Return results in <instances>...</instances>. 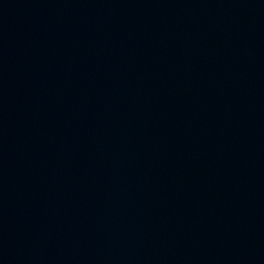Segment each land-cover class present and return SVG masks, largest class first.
<instances>
[{
  "label": "water",
  "instance_id": "1",
  "mask_svg": "<svg viewBox=\"0 0 264 264\" xmlns=\"http://www.w3.org/2000/svg\"><path fill=\"white\" fill-rule=\"evenodd\" d=\"M0 264H264V28L0 119Z\"/></svg>",
  "mask_w": 264,
  "mask_h": 264
}]
</instances>
